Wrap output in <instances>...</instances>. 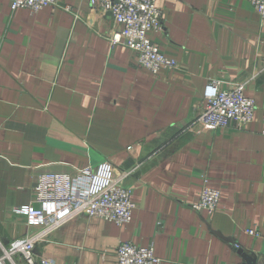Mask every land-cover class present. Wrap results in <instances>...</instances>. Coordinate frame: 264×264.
<instances>
[{"label": "crops", "instance_id": "crops-1", "mask_svg": "<svg viewBox=\"0 0 264 264\" xmlns=\"http://www.w3.org/2000/svg\"><path fill=\"white\" fill-rule=\"evenodd\" d=\"M63 3L33 13L0 0V255L42 231L14 212L40 175L92 168L100 188L124 178L132 221L76 216L37 242L35 264H118L123 241L153 245L159 264H264V19L251 1L158 0L163 26L148 36L179 64L158 73L113 44L110 12ZM211 80L245 85L252 123H198ZM205 177L221 190L213 215L193 208Z\"/></svg>", "mask_w": 264, "mask_h": 264}, {"label": "built area", "instance_id": "built-area-1", "mask_svg": "<svg viewBox=\"0 0 264 264\" xmlns=\"http://www.w3.org/2000/svg\"><path fill=\"white\" fill-rule=\"evenodd\" d=\"M13 10L26 8L36 13L45 7H63L71 10L63 0H9ZM264 19V0H250ZM104 12H110L120 25L112 35L113 44H122L133 49L138 64L153 73L176 70L179 64L167 57L150 39L148 33L162 29V11L158 0H90ZM205 107L198 116V123L213 129L243 128L253 122L256 102L245 93V85L236 84L222 89L220 81L211 80L204 91ZM264 135V115H263ZM101 174L92 168L71 175L68 173H45L40 175L35 186V200L14 208L24 215L27 224L40 226L42 231L27 237L14 239L8 248H3L0 264H8L14 254L20 253L30 264H35L34 249L38 241L59 229L72 218L88 215L112 221L119 226L132 221L134 203L132 189L123 177L113 178L100 188ZM221 199V190L213 187L207 177L198 200L193 204L197 211L213 215ZM248 234L258 235L254 229ZM237 246V245H236ZM118 264H159L153 245L143 246L132 241H123L116 250ZM42 264H56L51 259Z\"/></svg>", "mask_w": 264, "mask_h": 264}, {"label": "rangeland", "instance_id": "rangeland-1", "mask_svg": "<svg viewBox=\"0 0 264 264\" xmlns=\"http://www.w3.org/2000/svg\"><path fill=\"white\" fill-rule=\"evenodd\" d=\"M14 258L16 259V258H17V256H15V255H12V256L10 257V260L13 262V261H14Z\"/></svg>", "mask_w": 264, "mask_h": 264}, {"label": "water", "instance_id": "water-1", "mask_svg": "<svg viewBox=\"0 0 264 264\" xmlns=\"http://www.w3.org/2000/svg\"><path fill=\"white\" fill-rule=\"evenodd\" d=\"M244 257L249 261L250 260V257L247 256V255H244Z\"/></svg>", "mask_w": 264, "mask_h": 264}]
</instances>
